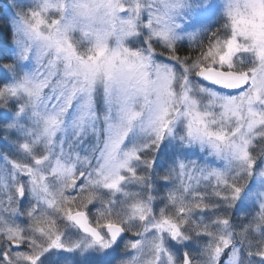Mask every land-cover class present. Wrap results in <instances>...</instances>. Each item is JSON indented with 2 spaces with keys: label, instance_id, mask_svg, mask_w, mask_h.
I'll list each match as a JSON object with an SVG mask.
<instances>
[{
  "label": "snow or ice",
  "instance_id": "6c2138e0",
  "mask_svg": "<svg viewBox=\"0 0 264 264\" xmlns=\"http://www.w3.org/2000/svg\"><path fill=\"white\" fill-rule=\"evenodd\" d=\"M0 264H264V0H11Z\"/></svg>",
  "mask_w": 264,
  "mask_h": 264
},
{
  "label": "rangeland",
  "instance_id": "374dc122",
  "mask_svg": "<svg viewBox=\"0 0 264 264\" xmlns=\"http://www.w3.org/2000/svg\"><path fill=\"white\" fill-rule=\"evenodd\" d=\"M11 0H0V17H3L4 14L9 13V4Z\"/></svg>",
  "mask_w": 264,
  "mask_h": 264
}]
</instances>
